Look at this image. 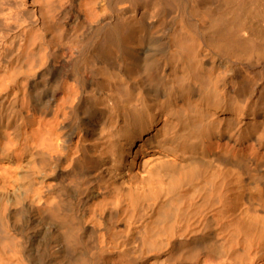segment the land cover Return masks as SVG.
<instances>
[{
  "label": "bare ground",
  "instance_id": "1",
  "mask_svg": "<svg viewBox=\"0 0 264 264\" xmlns=\"http://www.w3.org/2000/svg\"><path fill=\"white\" fill-rule=\"evenodd\" d=\"M0 264H264V0H0Z\"/></svg>",
  "mask_w": 264,
  "mask_h": 264
},
{
  "label": "rangeland",
  "instance_id": "2",
  "mask_svg": "<svg viewBox=\"0 0 264 264\" xmlns=\"http://www.w3.org/2000/svg\"><path fill=\"white\" fill-rule=\"evenodd\" d=\"M141 1H142V0H137V3H138V2H141ZM174 11H175V10H174ZM174 11H172V12H174ZM64 15H65V14L62 13L61 16H60V20H59V21H60L61 23L64 21V17H65ZM64 39H65V38H64ZM96 77H97V79H98V83H97V84H98V86H99V85H100V83H99L100 77H99V76H96Z\"/></svg>",
  "mask_w": 264,
  "mask_h": 264
}]
</instances>
